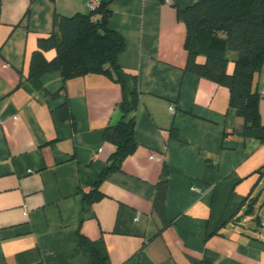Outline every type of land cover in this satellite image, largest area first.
<instances>
[{
  "label": "crops",
  "instance_id": "crops-1",
  "mask_svg": "<svg viewBox=\"0 0 264 264\" xmlns=\"http://www.w3.org/2000/svg\"><path fill=\"white\" fill-rule=\"evenodd\" d=\"M90 1L0 0V264H94L80 235L107 264H264V238L248 223L264 141L245 133L227 87L185 70L179 14L200 0L110 4L126 92L138 98L137 147L98 185L115 151L104 133L122 118L121 85L101 73L29 77L38 40L61 16L89 14ZM227 55L232 75L239 55ZM255 89L264 126V69ZM65 104L71 118L59 121ZM165 167L167 225L155 204ZM94 192L103 196L91 202Z\"/></svg>",
  "mask_w": 264,
  "mask_h": 264
},
{
  "label": "trees",
  "instance_id": "trees-1",
  "mask_svg": "<svg viewBox=\"0 0 264 264\" xmlns=\"http://www.w3.org/2000/svg\"><path fill=\"white\" fill-rule=\"evenodd\" d=\"M100 5L89 14L61 16L54 25V32L38 41V49L30 60L29 77H40L58 72L64 81L88 75L105 74L121 85L125 99L120 104L123 115L114 126L105 130V138L113 146L114 153L98 181V185L109 172L120 170L124 161L137 145L135 129L137 122L132 116L137 109L136 92L127 94V85L122 77L118 61L125 47L124 37L110 29L109 9L113 0H99ZM179 20L186 25L185 48L187 64L185 70L194 75L213 80L230 91V106L244 121L245 133L264 141V126L259 114L261 94L255 89V76L264 69V0H200L182 10ZM55 50L51 60L46 53ZM239 55L232 75L228 74V52ZM204 57L200 63L198 58ZM129 96V97H128ZM57 120L71 118L68 105L58 109ZM177 132L173 135L176 137ZM169 169L165 167L157 185L156 210L167 225L165 201L168 194ZM100 192L87 195L94 202L102 198ZM258 198H252L248 213L253 215ZM260 223L259 218L256 220ZM80 244L86 247L94 264H107V258L95 250L92 242L80 235ZM193 264H212L192 259Z\"/></svg>",
  "mask_w": 264,
  "mask_h": 264
},
{
  "label": "rangeland",
  "instance_id": "rangeland-1",
  "mask_svg": "<svg viewBox=\"0 0 264 264\" xmlns=\"http://www.w3.org/2000/svg\"><path fill=\"white\" fill-rule=\"evenodd\" d=\"M261 192V191H260ZM258 199H260L257 203L256 212L253 214V217L249 216L248 223L249 225L256 229L260 235L264 238V187L262 189L261 194L256 195ZM259 218L260 223L258 224L256 220ZM255 222V223H254Z\"/></svg>",
  "mask_w": 264,
  "mask_h": 264
},
{
  "label": "built area",
  "instance_id": "built-area-1",
  "mask_svg": "<svg viewBox=\"0 0 264 264\" xmlns=\"http://www.w3.org/2000/svg\"><path fill=\"white\" fill-rule=\"evenodd\" d=\"M171 4H173V0H166V5L169 6ZM99 5H100L99 0H91L89 3V8H90V10L95 11L96 8L99 7Z\"/></svg>",
  "mask_w": 264,
  "mask_h": 264
}]
</instances>
